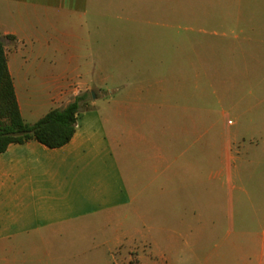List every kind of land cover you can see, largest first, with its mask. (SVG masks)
<instances>
[{
	"label": "crops",
	"instance_id": "obj_1",
	"mask_svg": "<svg viewBox=\"0 0 264 264\" xmlns=\"http://www.w3.org/2000/svg\"><path fill=\"white\" fill-rule=\"evenodd\" d=\"M89 2L0 0V38L25 123L33 124L50 110L65 108L81 93L103 95L99 91L107 86V76L137 75L129 68H116L109 53H77L72 39L54 37L70 49L66 53L42 50L51 41L44 34V23L51 24L49 17L59 21L83 17ZM260 41L264 43V34ZM141 42L140 37L134 40ZM235 54L255 69L254 52ZM139 79L108 88L110 98L104 112L94 101H85L76 114L73 136L64 146L48 148L31 139L10 143L0 153V252L21 249L18 246L33 235L64 234L84 220L122 210L125 219L133 214L143 226L134 235L145 237L148 219H154V232L170 235V240L179 233L177 220L185 225L186 258L173 261L158 254L148 264H264V210L260 231L249 244L241 233L230 241L225 237L204 257L198 245H190L196 236L215 234V220L219 224L222 219L257 214L255 198L244 189L243 181L252 165L264 161V89H260L261 96L254 97V88H250L248 103L243 99L235 102L236 121H227V132L216 145L211 142L208 113L202 107L194 116L188 94L182 103L164 102L158 98L163 83L160 77ZM234 87L241 92V85ZM163 107L168 109L164 116L159 113ZM243 123L249 124L245 134L239 127ZM215 151L218 156L211 157ZM211 166L217 167L219 179L223 177L212 186ZM215 186L223 193L221 201L217 196L211 199L210 187L214 190ZM194 194L200 207L194 206ZM181 197L184 203L178 215L173 205ZM214 201L216 210L210 213ZM248 206L253 212H235ZM144 242L152 251V243L146 238ZM0 264L26 262L3 257Z\"/></svg>",
	"mask_w": 264,
	"mask_h": 264
},
{
	"label": "rangeland",
	"instance_id": "obj_2",
	"mask_svg": "<svg viewBox=\"0 0 264 264\" xmlns=\"http://www.w3.org/2000/svg\"><path fill=\"white\" fill-rule=\"evenodd\" d=\"M259 2L90 0L88 12L83 17L66 18L67 21L49 17L51 24L50 21L44 23V34L51 41L48 48L42 50L66 53L70 49L60 40L72 39L77 53L85 55L92 52L98 56L109 53L114 57L116 68L135 71L137 75L107 76V86H101L99 91L103 95L97 96L96 91L85 92L86 101H94L102 112L107 106L106 100L110 98L108 88L129 79L137 82L138 78L160 77L162 90L159 92L161 96L157 97L173 104L182 103L188 94L194 116L202 107L204 113H208L211 142L218 145L223 133L227 132V121H236L233 113L235 102L243 99L244 104L248 103L250 88H254V97L261 96L260 89H264V43L260 41L264 34V9H259ZM40 19L45 22L44 17ZM261 26L262 32L259 30ZM76 37L80 39L77 41ZM137 37L142 38L143 42L134 43ZM237 51L254 52L256 55L252 64L255 69L242 61L235 54ZM152 70L156 75L151 74ZM142 72L147 74L143 75ZM235 84L242 86V93L240 89L235 92ZM237 93L238 96L235 95ZM114 96H118V93H114ZM167 110L163 107L159 113L164 116ZM223 111L225 116L222 115ZM239 125L231 126L230 130ZM239 127L243 128L241 132L245 134L248 131L244 128L249 124L243 123ZM214 156H218L217 151L211 152V157ZM251 167L252 172L244 179L243 185L248 194L255 198L257 214L222 219L219 224L215 220V234L196 236L190 242V245L196 244L202 249L203 257L213 245L221 244L225 237L230 241L241 233L240 237H246L249 244L250 239L254 240L260 231L264 210V161ZM216 168L211 166L210 169L211 186L223 179L222 176L219 179ZM210 190L211 199L216 196L220 201L223 199V193L217 186L214 190L210 187ZM196 195L192 197L195 208L200 207ZM242 199L249 204L243 193ZM214 202L211 203L210 213L216 210L217 203ZM183 203L181 197L173 205L178 215L182 213ZM237 211L244 214L253 212L249 206L247 209L236 208ZM125 212L120 210L111 216L84 220L64 234L33 235L18 246L21 249L0 252V259H15L26 264H148L147 260H152L158 254H165L173 261L186 258L187 236L185 225L180 220H177L179 233L172 235L170 240V235L154 232V219L146 218L151 222L147 224L150 228H146L144 237L143 234H132L138 228L142 230L143 226L137 223L133 214L125 219ZM246 232L248 234H243ZM132 237H135V241L130 240ZM144 238L152 243L153 253Z\"/></svg>",
	"mask_w": 264,
	"mask_h": 264
},
{
	"label": "trees",
	"instance_id": "obj_3",
	"mask_svg": "<svg viewBox=\"0 0 264 264\" xmlns=\"http://www.w3.org/2000/svg\"><path fill=\"white\" fill-rule=\"evenodd\" d=\"M86 97L87 93L78 95L65 108L52 109L33 124L25 123L8 71L4 42L0 38V153L10 143L21 144L31 139L48 148L64 146L73 136L76 114L85 104Z\"/></svg>",
	"mask_w": 264,
	"mask_h": 264
}]
</instances>
